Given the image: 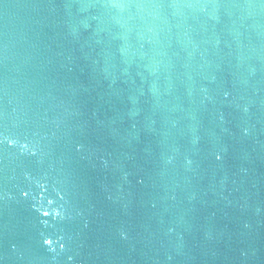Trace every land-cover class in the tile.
<instances>
[{"label": "water", "instance_id": "1", "mask_svg": "<svg viewBox=\"0 0 264 264\" xmlns=\"http://www.w3.org/2000/svg\"><path fill=\"white\" fill-rule=\"evenodd\" d=\"M0 264H264V0H0Z\"/></svg>", "mask_w": 264, "mask_h": 264}]
</instances>
